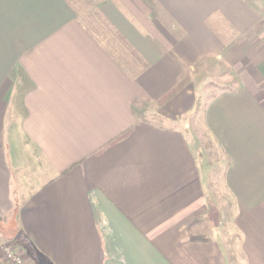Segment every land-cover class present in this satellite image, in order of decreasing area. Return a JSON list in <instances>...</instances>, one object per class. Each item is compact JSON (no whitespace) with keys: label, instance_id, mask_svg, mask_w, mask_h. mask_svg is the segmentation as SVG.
<instances>
[{"label":"crops","instance_id":"obj_1","mask_svg":"<svg viewBox=\"0 0 264 264\" xmlns=\"http://www.w3.org/2000/svg\"><path fill=\"white\" fill-rule=\"evenodd\" d=\"M253 36L264 0H0V260L264 264L255 61L208 98L201 139L177 124L193 81L158 105L202 59L238 71Z\"/></svg>","mask_w":264,"mask_h":264},{"label":"rangeland","instance_id":"obj_2","mask_svg":"<svg viewBox=\"0 0 264 264\" xmlns=\"http://www.w3.org/2000/svg\"><path fill=\"white\" fill-rule=\"evenodd\" d=\"M244 38H241V40H243V44L245 45L250 43L249 46L252 52L242 51L245 53L246 56L244 57H246V59H244V57L240 55V52H231L232 54H235V58L237 57V55H239V58H236L239 61H237V63H240L241 65L238 71H233L234 68L230 64H226L225 59L221 56L215 64L211 59H202L193 67L194 70L188 72L190 81H193V85L195 86L197 102L195 104V107L189 113H187L186 116L183 117L177 124L182 125L187 129L188 127L191 128V131H189L191 136L200 137L201 139V136L197 133L202 132V127L200 128L196 125L203 122L204 105L208 98L214 93V91H216L217 88L222 89L241 85L239 82V77H233V80L231 82H227L226 80L228 78V75H230L228 73H241L248 79H251L253 77L251 76V73L249 75L246 73V71V74L243 73L245 69L250 68V65H252L249 58L251 59V61L252 59L255 61V66L252 69L255 74L260 75L263 78L262 84L264 85V36H260V39H258L257 36H253L251 38L246 37L245 39ZM243 44L239 43L238 46L242 47ZM259 63L262 64L259 65ZM153 116L156 117L157 120L160 118L157 114H153ZM200 147L201 150L208 149L209 152L212 153L210 151V144H205L203 140H201L200 142ZM7 245L11 246L15 249V251H17L13 245Z\"/></svg>","mask_w":264,"mask_h":264},{"label":"built area","instance_id":"obj_3","mask_svg":"<svg viewBox=\"0 0 264 264\" xmlns=\"http://www.w3.org/2000/svg\"><path fill=\"white\" fill-rule=\"evenodd\" d=\"M1 250L0 264H27L22 255L11 246H3Z\"/></svg>","mask_w":264,"mask_h":264},{"label":"trees","instance_id":"obj_4","mask_svg":"<svg viewBox=\"0 0 264 264\" xmlns=\"http://www.w3.org/2000/svg\"><path fill=\"white\" fill-rule=\"evenodd\" d=\"M190 82V77L187 75L183 79H181L177 85L165 93L159 100L158 105L163 104L164 102L168 101L170 98H172L176 93H178L183 87H185Z\"/></svg>","mask_w":264,"mask_h":264}]
</instances>
